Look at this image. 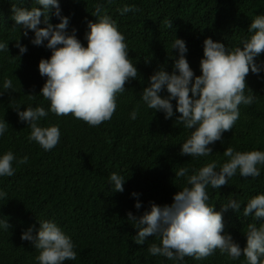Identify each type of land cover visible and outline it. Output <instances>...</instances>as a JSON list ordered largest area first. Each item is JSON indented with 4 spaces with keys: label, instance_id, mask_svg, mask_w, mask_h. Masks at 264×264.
I'll return each mask as SVG.
<instances>
[{
    "label": "clouds",
    "instance_id": "clouds-1",
    "mask_svg": "<svg viewBox=\"0 0 264 264\" xmlns=\"http://www.w3.org/2000/svg\"><path fill=\"white\" fill-rule=\"evenodd\" d=\"M18 3V0H0V36L9 42H0V52L8 51L10 45L13 50L26 55L25 71L34 83L42 86L39 95L44 100L17 92L12 79L0 73V109L22 95L29 100L48 102L47 111L43 106L14 110L19 120L31 130L28 141L36 142L44 151L56 148L59 142L73 149L71 158L64 153H54L50 158L57 175L78 195L99 201L106 200L99 193L109 195L110 189L122 193L125 167L120 166L121 174L117 173L118 163L124 157L102 150L97 145V138L99 125L110 121L117 127L122 143L132 147L134 144L129 119L116 111L117 95L140 87L130 84L137 79L138 71L129 58L125 36L100 3L92 13L96 22L87 25L86 47L76 38L75 30L69 34V21L61 16L58 0H34L40 8L30 10L19 8ZM50 11L60 20L58 24L49 23ZM118 11L124 15L139 9L125 5ZM17 25L26 31H20ZM168 26L171 27L170 21ZM28 30L34 33L32 40L25 38ZM246 32L251 35L243 39L240 46L231 48L206 38L203 58L199 61V76L194 75L186 59L185 41L176 38L170 46L177 53L172 73L165 71L163 66L146 72L149 84L140 96L143 103L154 112H163L164 118L169 119L174 115L171 103L174 100L175 111L179 113L176 122L192 130L190 137L180 145L179 154L187 156V161L195 160L192 157L211 155L209 145L220 141L224 132L232 130L240 117V105L250 106L257 98L247 87L246 78L250 72L258 75L264 71V63L256 62V58L264 53V15H257ZM44 77L46 80L42 84ZM165 90L168 95L162 98L160 93ZM49 112L65 117V120L59 125L40 126L39 122ZM137 115L138 110L134 109L130 118L136 120ZM16 132L15 118L0 116V200L6 199V192L12 189L37 200V189L42 187L37 161L26 153L32 147L18 145ZM144 141L151 145L155 138L144 133ZM223 156L228 159L219 168L215 161L206 163L192 175L188 174V168H179L175 178H185L188 186L177 191L170 205L150 202L149 210L139 217L128 212V221L137 229L135 243L144 244L146 237H159V245L152 243L147 248L148 253L174 262H183L185 257L203 260L219 250L231 260L243 256L246 264H264V194L252 197L243 209L245 217L254 213L258 220L247 225L243 249L230 235L223 234V220L231 221L222 214L229 209L239 211L241 204L230 198L220 206V211L208 204L209 186L218 189L228 184L237 172L242 178L255 179L260 175L264 178L258 167L264 165V151L241 152L228 147ZM14 161L17 165L34 164L36 172L12 188L3 177L15 175ZM138 168L132 170L130 177ZM137 195L132 193L134 197ZM134 207L139 210L141 204L137 202ZM39 224L35 236L29 228L20 237L38 250V264H65L77 259L73 241L54 221L43 220ZM9 227L4 219H0V229L7 231ZM0 264L20 263L0 255Z\"/></svg>",
    "mask_w": 264,
    "mask_h": 264
},
{
    "label": "trees",
    "instance_id": "trees-1",
    "mask_svg": "<svg viewBox=\"0 0 264 264\" xmlns=\"http://www.w3.org/2000/svg\"><path fill=\"white\" fill-rule=\"evenodd\" d=\"M18 1L19 8H40L34 0ZM58 3L61 16L69 21V34L75 30L76 38L85 47L88 22H96L92 13L97 3L102 4L106 14L112 17L118 30L125 36L129 58L137 68V79L129 82L140 87L132 92L125 90L118 94L116 108L132 125L130 135L134 139L133 147L120 141L118 129L110 121L99 125L97 138V145L102 150L124 157L118 163L117 174H121L120 166L123 165L125 188L122 193L112 192L111 189L109 195L99 193L107 202L104 199L96 201L80 196L57 175L50 158L54 153H64L71 158L73 149L59 142L56 148L44 151L36 142L28 141L31 130L19 120L14 110L17 107H20L19 111H24L29 106H43L47 111L50 105L48 102L37 101L44 100L39 95L42 86L34 83L27 75L26 55L13 50L9 45L8 51L0 52V73L12 79L17 92L36 95L37 100H29L23 95L16 96L10 104L0 109V116L15 118L16 135L19 137L17 143L22 148L32 147L26 153L37 161L42 187L37 189V200L26 197L16 189L7 191V198L0 200V219L10 225L7 231L0 229V255L20 264H38V250L20 237L29 228L35 236L40 227L39 221L51 220L75 245L77 259L66 261L65 264H246L243 256L231 260L219 250L206 259L185 257L183 262L151 256L147 248L152 243L159 245V237H146L144 244H136L137 229L128 221L126 214L132 212L139 217L149 210L150 202L159 206L170 205L177 191L188 186L185 178H175V172L181 167L188 168L189 175L213 161L219 168L228 159L223 156L228 147L241 152L264 151V71L258 75L250 72L246 78L247 87L257 97L254 103L250 106L240 105V117L232 130L224 132L220 141L209 145L211 155L192 157L195 160L187 161V156L179 154L180 145L186 142L192 130L176 122L179 116L175 111L176 102L171 101L173 117L165 119L163 112L149 109L140 98L143 88L149 84L146 72L163 66L165 71L172 73L177 53L170 46L175 38L185 41L188 49L186 59L194 75L199 76L203 41L211 38L213 42L223 43L229 48L240 46V42L251 35L246 30L252 20L257 15H264V0H111V3L108 0H58ZM125 5L134 6L139 11L121 15L118 9ZM51 11L49 23L56 25L60 20L51 15ZM169 21L171 27L168 26ZM17 27L22 32L26 31L19 25ZM33 36L34 33L28 30L25 38L32 40ZM0 42L9 43L8 39L1 36ZM256 62L264 63V53L256 58ZM45 80L44 77L41 83L44 84ZM245 94H248L247 90ZM160 95L163 98L168 94L165 90ZM134 109L138 110L136 120L130 118ZM63 120L65 117H57L49 112L39 124L48 127L59 125ZM144 133L155 138L151 145L144 141ZM138 166L130 177L132 170ZM13 167L16 169L15 175L3 177L12 188L36 172L34 164L17 165L14 161ZM258 167L264 173V165ZM234 191V196H228L229 193L234 194ZM132 193L138 195L134 197ZM208 194V204L214 206L216 211H220V206L225 205L230 198L241 204L239 211L229 209L222 213L231 221L223 220V234L230 235L241 249L246 247L247 225L258 220L254 213L245 217L243 209L252 197L264 194V178L261 175L255 179L242 178L237 172L228 184L218 189L209 186ZM137 202L141 204L139 210L134 207Z\"/></svg>",
    "mask_w": 264,
    "mask_h": 264
}]
</instances>
